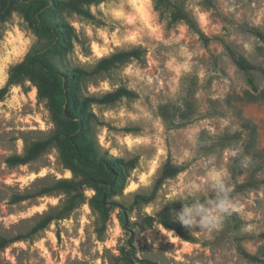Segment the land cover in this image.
I'll return each instance as SVG.
<instances>
[{"label":"rangeland","instance_id":"374dc122","mask_svg":"<svg viewBox=\"0 0 264 264\" xmlns=\"http://www.w3.org/2000/svg\"><path fill=\"white\" fill-rule=\"evenodd\" d=\"M176 7L192 26L172 20ZM89 10L91 18L53 10L52 19L70 26L71 46L51 60L63 71L90 70L117 50H143L140 59L80 82L83 95L118 87L135 93L89 106L99 151L135 157V167L111 182L106 170L79 165L60 140L35 160L9 165L8 156L23 154L65 122L59 105L38 94L37 81L45 84L47 77L32 66L34 80L20 76L0 100V236L26 233L71 193L13 201L15 195L73 178L85 181L84 200L0 249V264H112L123 249L150 264H264V76L259 68L242 71L231 56L264 68V0H164L158 6L155 0H100ZM36 27L25 0H0V88L12 66L45 42ZM167 161L181 171L141 201L137 195L151 194ZM90 178L104 179L105 221L91 206ZM174 200L184 203L172 219L188 239L144 221Z\"/></svg>","mask_w":264,"mask_h":264},{"label":"trees","instance_id":"16d2710c","mask_svg":"<svg viewBox=\"0 0 264 264\" xmlns=\"http://www.w3.org/2000/svg\"><path fill=\"white\" fill-rule=\"evenodd\" d=\"M30 6L33 15L37 21L36 34L43 37L45 42L40 48H34L29 52L25 59L12 66L7 81L0 88V100L7 92L8 86L16 83L22 75H28L34 80V75L29 70L32 66H36L38 71L47 77V83L42 84L37 81V92L41 96H48L51 102L59 105L60 112L65 122L62 123L54 134L44 138L30 142L24 150L23 154H13L6 158L9 165L25 164L38 158L54 141L60 140L64 151L70 155L79 165L93 169L106 170L111 175L110 181L120 178L126 169L134 168L137 159L135 157L124 160L121 157L109 155L107 152H100L98 145L93 137L90 127V119L93 113L89 110L92 103L112 104L122 97L132 98L135 93L124 87H118L114 90L107 91L101 95H83L80 92V82L82 79L108 71L117 67L131 59H140L143 50L139 47L130 49L117 50L109 55L100 57L90 70L73 67L69 71H63L58 68L51 60L52 56L66 51L71 46L70 28L64 22H58L51 18L54 9L66 10L86 18H91L92 13L89 6L100 0H25ZM164 0H155L158 6ZM208 2L209 0H204ZM172 20H183L193 25L190 17L181 8L176 7L171 15ZM260 36V33H256ZM233 63L242 71L249 72L253 69H260L264 76V68L258 67L241 56L231 53ZM247 82L253 91H258L257 85L251 78ZM50 88V92L48 89ZM164 112V111H163ZM181 168L165 162L161 168L159 177L157 178L154 189L149 195H137L143 201L148 202L154 196L155 190L166 178L176 175ZM91 179V178H90ZM86 180V179H85ZM92 180V179H91ZM104 179H96L93 181L92 187L95 194L90 199L91 206L101 214L102 220H106V203L101 198L102 187L99 185ZM84 180L76 181L73 178H58L50 186H44L33 193H25L15 195L13 201H21L29 199L33 196H39L50 193L53 190H61L71 193L64 203L54 211L43 214L38 221L26 232L11 237L0 236V249L5 248L8 244L27 238L36 232L44 229L53 220L64 218L78 203L84 200L81 186ZM184 205L181 200H174L164 205L154 216L144 217V221H157L165 228H169L177 232L183 238L188 239L179 225L172 219V213L182 208ZM122 209V208H121ZM123 222L124 211H122ZM124 226V223H123ZM123 257H114L112 264H150L149 261L139 259L134 255L132 249H123ZM249 257L250 255L247 254ZM158 264V263H152Z\"/></svg>","mask_w":264,"mask_h":264}]
</instances>
